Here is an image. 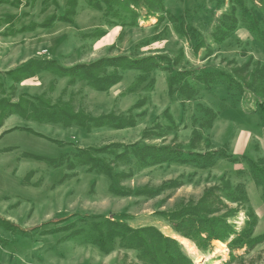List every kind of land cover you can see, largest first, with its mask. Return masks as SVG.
Listing matches in <instances>:
<instances>
[{"label": "rangeland", "instance_id": "rangeland-1", "mask_svg": "<svg viewBox=\"0 0 264 264\" xmlns=\"http://www.w3.org/2000/svg\"><path fill=\"white\" fill-rule=\"evenodd\" d=\"M121 1L0 0V264H145L90 242L108 218L157 228L194 264H264V241L232 251L231 234L200 251L171 220L212 189L218 215L237 209L234 231L252 213L264 234L243 158L264 166L258 98L193 78L264 66V0ZM118 57L158 65L83 68ZM108 75L119 80L82 79Z\"/></svg>", "mask_w": 264, "mask_h": 264}, {"label": "trees", "instance_id": "trees-1", "mask_svg": "<svg viewBox=\"0 0 264 264\" xmlns=\"http://www.w3.org/2000/svg\"><path fill=\"white\" fill-rule=\"evenodd\" d=\"M119 5H122L121 0H116ZM152 58L140 61L129 60L126 57H118L112 59H101L92 64L85 65L83 68L91 70L96 65H111L121 68H137L143 69L144 63L149 62V65L156 67L158 63H153ZM250 66V61L245 63L241 68L245 69ZM254 71L248 77L236 76L232 77L223 71H209L201 75H194L195 80L203 81L210 85L215 82H225L227 84H235L239 88L245 87L250 90L258 101L256 103L255 112L260 116L264 130V66L257 64ZM65 71H68L65 69ZM236 71H233L235 74ZM253 73L257 74L254 75ZM254 75V76H253ZM117 75H108L103 78L84 76L85 81H103L107 82L108 86L115 84L119 80ZM178 76H182L178 73ZM257 76V77H255ZM187 82L181 88L187 87ZM98 90H104L98 88ZM192 94V93H191ZM109 124V123H106ZM133 123L125 124L132 126ZM104 123H98L96 126H103ZM118 127H123L117 123ZM246 159L250 166L251 175L258 186H261L264 196V166L262 161ZM237 191H240L244 197L243 190L238 185ZM212 200L209 201V198ZM234 200H237L234 198ZM223 204L221 199L213 193V190H206L199 200L192 207H184L181 210L172 213L171 220H179L173 225L176 235L189 239L195 244L200 251H211L212 242L215 240L226 241L232 234L233 239L227 242V246L233 249L243 247H253L254 245L264 241V234L253 237V229L256 223V217L249 213L248 219L239 232L233 230V226L228 222V217L235 215L237 209L229 208L227 211L218 215L219 209L214 204ZM213 208L209 207L212 206ZM224 205V204H223ZM225 206V205H224ZM211 216V217H208ZM186 223L185 225H182ZM91 232L88 233L89 240L102 253H109L116 247L131 249L138 253V258L145 264H194L192 259L183 250V245L175 238L163 235L157 228L153 226H145L132 228L126 222L105 219L100 223L93 225ZM232 254V253H231ZM234 258L233 254L231 255Z\"/></svg>", "mask_w": 264, "mask_h": 264}, {"label": "crops", "instance_id": "crops-1", "mask_svg": "<svg viewBox=\"0 0 264 264\" xmlns=\"http://www.w3.org/2000/svg\"><path fill=\"white\" fill-rule=\"evenodd\" d=\"M260 158H264V155H263V156H261Z\"/></svg>", "mask_w": 264, "mask_h": 264}]
</instances>
